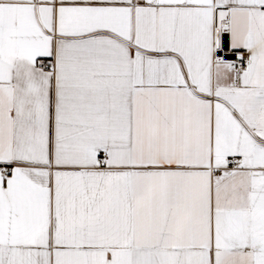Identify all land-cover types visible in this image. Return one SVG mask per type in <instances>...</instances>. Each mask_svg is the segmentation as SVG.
<instances>
[{
    "label": "snow or ice",
    "instance_id": "1",
    "mask_svg": "<svg viewBox=\"0 0 264 264\" xmlns=\"http://www.w3.org/2000/svg\"><path fill=\"white\" fill-rule=\"evenodd\" d=\"M0 264H264V0H0Z\"/></svg>",
    "mask_w": 264,
    "mask_h": 264
}]
</instances>
